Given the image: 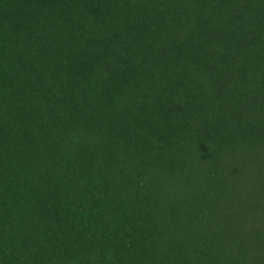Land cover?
<instances>
[{
    "label": "trees",
    "instance_id": "1",
    "mask_svg": "<svg viewBox=\"0 0 264 264\" xmlns=\"http://www.w3.org/2000/svg\"><path fill=\"white\" fill-rule=\"evenodd\" d=\"M0 264H264V0H0Z\"/></svg>",
    "mask_w": 264,
    "mask_h": 264
}]
</instances>
